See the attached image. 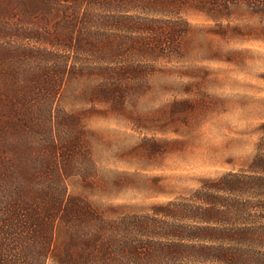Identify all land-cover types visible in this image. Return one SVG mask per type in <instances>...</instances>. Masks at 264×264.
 <instances>
[{
	"label": "trees",
	"instance_id": "16d2710c",
	"mask_svg": "<svg viewBox=\"0 0 264 264\" xmlns=\"http://www.w3.org/2000/svg\"><path fill=\"white\" fill-rule=\"evenodd\" d=\"M189 14L264 44V0H0V264H264V124L248 165L148 211L71 189L95 163L67 100L119 109L148 90Z\"/></svg>",
	"mask_w": 264,
	"mask_h": 264
},
{
	"label": "rangeland",
	"instance_id": "374dc122",
	"mask_svg": "<svg viewBox=\"0 0 264 264\" xmlns=\"http://www.w3.org/2000/svg\"><path fill=\"white\" fill-rule=\"evenodd\" d=\"M188 19L182 53L160 61L148 90L119 109L67 100L84 114L95 163L91 182L73 180L72 192L106 213L148 211L186 196L204 178L240 170L256 153L264 124V44L220 37L211 22Z\"/></svg>",
	"mask_w": 264,
	"mask_h": 264
}]
</instances>
